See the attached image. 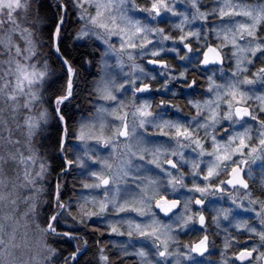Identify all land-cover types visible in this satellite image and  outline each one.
Instances as JSON below:
<instances>
[{
	"label": "snow or ice",
	"instance_id": "1",
	"mask_svg": "<svg viewBox=\"0 0 264 264\" xmlns=\"http://www.w3.org/2000/svg\"><path fill=\"white\" fill-rule=\"evenodd\" d=\"M61 239L62 264H264V0H0V264Z\"/></svg>",
	"mask_w": 264,
	"mask_h": 264
},
{
	"label": "trees",
	"instance_id": "2",
	"mask_svg": "<svg viewBox=\"0 0 264 264\" xmlns=\"http://www.w3.org/2000/svg\"><path fill=\"white\" fill-rule=\"evenodd\" d=\"M81 51H84V49H81ZM73 55H77L76 53H73ZM78 60H79V57H77ZM258 66V65H257ZM87 65H85V69H87ZM91 71L95 72L96 71V67H95V64H93L92 68L90 69ZM82 72V75L83 76H87V72L85 70H81ZM88 79H91V77H88ZM39 139V138H38ZM47 143V142H46ZM39 146V145H37ZM40 151L41 153H43L45 151V148L44 147H40ZM52 179L54 180L55 179V174H53V177ZM71 183H69V186H68V191H66L65 193V198H67L68 196H70L72 194L71 192ZM258 194V193H257ZM45 199V197H41V201H43ZM90 235L92 234L91 233V229H88ZM109 240V237L107 236V234H105V238L104 240L101 241L102 244H106L107 247L109 248L110 251H114L115 249H113V247L107 243V241ZM90 243L92 245L95 244V235H93V238L92 240L90 241ZM55 247H57L61 252H62V255L60 256L59 258V261H58V264L60 262L63 261V257L64 256H67L72 250H73V245L71 244V242L67 241L66 239H61L59 240L56 244H55ZM94 251V248L93 249H90L89 253H86V256L88 258H91L92 257V253ZM85 257H81V260H83ZM113 259H115V257H113ZM125 264H132V260L129 259V260H126L125 261Z\"/></svg>",
	"mask_w": 264,
	"mask_h": 264
},
{
	"label": "flooded vegetation",
	"instance_id": "3",
	"mask_svg": "<svg viewBox=\"0 0 264 264\" xmlns=\"http://www.w3.org/2000/svg\"><path fill=\"white\" fill-rule=\"evenodd\" d=\"M211 1H212V0H201V4H202V5L205 4L206 6H210V5H211V3H210ZM177 2L179 3L180 0H177ZM180 7H181V8H184V7H190V6L187 5L186 3H182V4H180ZM160 98H161V97H160L159 95H157V96H156V101L158 102ZM176 103L180 104L181 108L184 109V111L181 112L180 114H178V116H184L186 113H188V109L184 106V101H183L182 99H177ZM155 106H156V105L154 104L153 107H155ZM169 110H170V109H169ZM169 110H168V111H169ZM183 114H184V115H183ZM217 256H218V253H216V254L213 255V256H210L209 259H217Z\"/></svg>",
	"mask_w": 264,
	"mask_h": 264
},
{
	"label": "rangeland",
	"instance_id": "4",
	"mask_svg": "<svg viewBox=\"0 0 264 264\" xmlns=\"http://www.w3.org/2000/svg\"><path fill=\"white\" fill-rule=\"evenodd\" d=\"M210 3H212V1H211ZM204 5H205V4H204ZM161 83H162V81H161ZM169 112H170V113H173V114L176 115V116H178V114H180V113H176L175 110H173V109H170ZM183 115H184V114H183ZM224 206H228V203L226 202ZM110 239H112V240H114V241L122 242L123 240H126L127 237L112 236ZM110 245H111V244H110ZM111 246H112V245H111ZM112 247H113V246H112ZM113 249H114V248H113ZM217 258H218V256H217ZM61 264H62V262H61Z\"/></svg>",
	"mask_w": 264,
	"mask_h": 264
},
{
	"label": "water",
	"instance_id": "5",
	"mask_svg": "<svg viewBox=\"0 0 264 264\" xmlns=\"http://www.w3.org/2000/svg\"><path fill=\"white\" fill-rule=\"evenodd\" d=\"M150 68L152 67V66H149Z\"/></svg>",
	"mask_w": 264,
	"mask_h": 264
}]
</instances>
